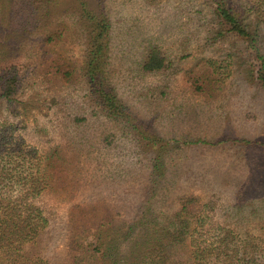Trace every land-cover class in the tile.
Wrapping results in <instances>:
<instances>
[{
  "label": "rangeland",
  "instance_id": "1",
  "mask_svg": "<svg viewBox=\"0 0 264 264\" xmlns=\"http://www.w3.org/2000/svg\"><path fill=\"white\" fill-rule=\"evenodd\" d=\"M72 1L50 0L54 20L31 34L10 33L8 1L0 4V58L19 56L29 73L11 104L0 101V119L16 114L26 143L44 156L52 183L36 203L56 220L69 213L80 215L86 193L98 191L96 181L114 183L115 172L132 169L140 151L120 119L93 114L79 128L65 118L71 112L88 114L86 84L77 76L83 37ZM102 2L113 23L111 79L135 116L150 125L168 149L167 185L154 197L168 203L190 191L211 195L219 205L223 202L216 214L222 215L225 226L248 234L264 254V89L246 82L245 77L251 79L237 64L239 58L250 62V55L241 52L238 41L232 48L231 39H208L211 0ZM47 33L53 35L50 42ZM149 41L164 49L174 61L172 68L158 73L138 70L136 63ZM231 51L235 54H228ZM54 55L74 74L49 78L48 58ZM159 89L166 94L159 96ZM141 171L131 170L118 186L132 188L129 198L138 195L132 191H140ZM59 174L62 182L56 180ZM174 178L177 181L168 184ZM105 190L103 200L113 203V188ZM56 241L62 243L59 237Z\"/></svg>",
  "mask_w": 264,
  "mask_h": 264
},
{
  "label": "trees",
  "instance_id": "2",
  "mask_svg": "<svg viewBox=\"0 0 264 264\" xmlns=\"http://www.w3.org/2000/svg\"><path fill=\"white\" fill-rule=\"evenodd\" d=\"M7 1L12 34L37 33L54 20L50 0ZM70 8L83 37L77 76L86 84L84 104L88 114L71 112L65 118L79 128L93 114L120 119L139 146L137 164L115 172L112 184L104 181L102 185L97 180L94 188L98 187V191L93 196L86 193L88 198L82 199L85 203L79 204L80 215L69 213L67 218L56 220L36 203L52 183L44 156L26 143L16 114L0 119V264L4 260L6 264H264L259 245L234 226H225L222 215L216 214L223 202L219 205L211 195L192 191L168 203L154 197L159 188L167 185L170 174L165 140L135 116L111 79L113 23L102 0H73ZM48 33L45 39L50 42L53 35ZM207 36L211 43L231 39L232 48L238 41L241 52L250 55L251 60L237 61L251 79L245 77L246 82L264 89V0H211V29ZM172 62L164 49L149 41L143 45L136 65L142 73H158L172 68ZM66 68L64 61L54 55L48 58L46 74L49 78L74 74ZM27 71L19 56L0 58V101L8 105L15 100L27 80ZM164 94L159 89L158 95ZM131 170H142L143 174L140 191H132L138 193L136 198L128 196L131 187L118 189ZM57 177V181H63L62 174ZM107 187L114 192L111 204L103 200ZM158 200L162 201L154 207ZM56 237L62 243L57 244Z\"/></svg>",
  "mask_w": 264,
  "mask_h": 264
}]
</instances>
